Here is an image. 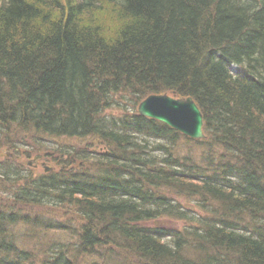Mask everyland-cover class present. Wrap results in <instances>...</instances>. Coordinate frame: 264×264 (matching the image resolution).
Segmentation results:
<instances>
[{
  "label": "trees",
  "instance_id": "trees-1",
  "mask_svg": "<svg viewBox=\"0 0 264 264\" xmlns=\"http://www.w3.org/2000/svg\"><path fill=\"white\" fill-rule=\"evenodd\" d=\"M151 93L205 137L138 115ZM10 136L64 169L0 162V264H264V0H0Z\"/></svg>",
  "mask_w": 264,
  "mask_h": 264
},
{
  "label": "water",
  "instance_id": "water-1",
  "mask_svg": "<svg viewBox=\"0 0 264 264\" xmlns=\"http://www.w3.org/2000/svg\"><path fill=\"white\" fill-rule=\"evenodd\" d=\"M138 112L155 118L184 135L203 138V116L191 97L173 98L166 94L151 95L140 102Z\"/></svg>",
  "mask_w": 264,
  "mask_h": 264
},
{
  "label": "rangeland",
  "instance_id": "rangeland-1",
  "mask_svg": "<svg viewBox=\"0 0 264 264\" xmlns=\"http://www.w3.org/2000/svg\"><path fill=\"white\" fill-rule=\"evenodd\" d=\"M123 108L125 109V111L132 109L130 105H124ZM114 111L116 112V109H114ZM14 138L15 136L13 137L10 136V138L8 139L0 138V162L6 161V160L8 161L14 160L15 161L14 163H16L15 165H17L18 167L24 170H27L31 174V177H37V176L42 175L45 172L44 167H43L44 166L43 164L45 163L46 165L53 166V169L55 170L59 169V167H57V165H55V163L52 161L53 159L51 157L52 155L49 154L50 153L49 150L51 149L48 147H43V146L39 147L37 145L34 146L33 144H30V146H25L23 144H20L18 145L19 148L16 151H10L8 147H4L3 145L4 141H9L11 139L13 142L11 140L10 141L14 144V141H15ZM150 142H152V140H150ZM41 149H43L46 156L42 152L39 153ZM42 162H45V163L42 164ZM8 176H9L8 181L9 182L14 181L15 183V179L11 178V174H8ZM1 181H4V179H2V175H0V182ZM2 189H8V188H3V185L0 184V190ZM175 199L177 200L179 205L184 207L185 209L191 210V211L195 210L194 200L188 199V198H175ZM11 204L12 202L9 201L6 203H2L1 205H3V207H7V206L12 207L13 205ZM50 214L58 218H63V214L59 211L50 213ZM168 224L178 225V226L180 224L182 225V223H168Z\"/></svg>",
  "mask_w": 264,
  "mask_h": 264
},
{
  "label": "bare ground",
  "instance_id": "bare-ground-1",
  "mask_svg": "<svg viewBox=\"0 0 264 264\" xmlns=\"http://www.w3.org/2000/svg\"><path fill=\"white\" fill-rule=\"evenodd\" d=\"M151 95H155V93L148 94L147 97H149V96H151ZM147 97H146V98H147ZM139 104H140V103L137 104V108H138ZM137 113H138V115H140V116H142V117L149 118V119L156 120V121L160 122L159 120H157V119H155V118L148 117V116H144V115L140 114L139 112H137ZM194 205H195V207L197 206L196 201L194 202ZM196 209H197V208H196Z\"/></svg>",
  "mask_w": 264,
  "mask_h": 264
}]
</instances>
